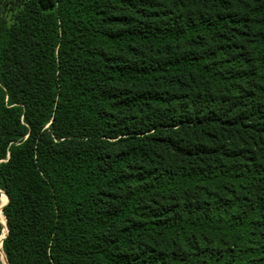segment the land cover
Listing matches in <instances>:
<instances>
[{"label": "trees", "instance_id": "obj_1", "mask_svg": "<svg viewBox=\"0 0 264 264\" xmlns=\"http://www.w3.org/2000/svg\"><path fill=\"white\" fill-rule=\"evenodd\" d=\"M1 194L6 264H264V0H0Z\"/></svg>", "mask_w": 264, "mask_h": 264}, {"label": "rangeland", "instance_id": "obj_2", "mask_svg": "<svg viewBox=\"0 0 264 264\" xmlns=\"http://www.w3.org/2000/svg\"><path fill=\"white\" fill-rule=\"evenodd\" d=\"M9 9V8H8ZM7 15L10 17V15H11V12L10 11H8L7 12ZM1 203H2V194H1V197H0V208H1ZM1 215H2V213H1ZM3 216V215H2ZM3 219H4V216H3ZM4 226H5V219H4ZM5 233H6V229H5ZM5 233H3V237H4V235H5ZM2 237V238H3ZM1 238V239H2ZM0 264H6V262H5V260H4V258H3V256L2 257H0Z\"/></svg>", "mask_w": 264, "mask_h": 264}, {"label": "water", "instance_id": "obj_3", "mask_svg": "<svg viewBox=\"0 0 264 264\" xmlns=\"http://www.w3.org/2000/svg\"><path fill=\"white\" fill-rule=\"evenodd\" d=\"M4 194V193H3ZM5 195V194H4ZM5 197H6V195H5ZM6 200H7V198H6ZM3 215V214H2ZM5 229H6V226H5ZM6 231H7V229H6Z\"/></svg>", "mask_w": 264, "mask_h": 264}]
</instances>
